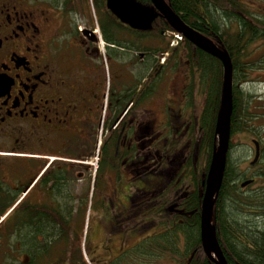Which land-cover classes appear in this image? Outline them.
Here are the masks:
<instances>
[{
  "label": "flooded vegetation",
  "instance_id": "1",
  "mask_svg": "<svg viewBox=\"0 0 264 264\" xmlns=\"http://www.w3.org/2000/svg\"><path fill=\"white\" fill-rule=\"evenodd\" d=\"M128 1L0 0V264H71L89 205L96 263L131 252L149 264L152 238L164 247L181 219L203 149L208 164L195 120L211 87H199L196 55L168 47V31L150 36L161 15L148 29L123 19ZM246 136L255 152L235 182L244 193L264 151Z\"/></svg>",
  "mask_w": 264,
  "mask_h": 264
},
{
  "label": "trees",
  "instance_id": "2",
  "mask_svg": "<svg viewBox=\"0 0 264 264\" xmlns=\"http://www.w3.org/2000/svg\"><path fill=\"white\" fill-rule=\"evenodd\" d=\"M132 1L151 6L150 0ZM166 1L187 24L212 38L229 52L234 66L232 135L250 129L248 123L252 124L257 116H248L250 112L244 101L246 95L240 89V84L247 81L250 73L256 70L255 62L249 60L255 55L254 49L251 50L250 47L258 40H263L261 45H264V13L255 12L252 6H243L239 0ZM231 23L236 24V29L231 30ZM153 25L155 28L150 29V36L153 35L151 37L158 35L161 30L174 32L163 17L155 19ZM117 28L116 31L121 36L120 32L124 31H121L122 27L119 25ZM181 42L184 43L182 49L188 51L190 58L192 54L196 55L192 70L194 67L197 68L199 87L203 86L205 89L207 84L211 87L207 90L209 96L206 103L207 109H210V105L213 106L210 134L208 131L210 139L207 136L205 144L206 148L207 144H210L209 159L202 174L194 178L196 182L194 191L183 201L181 219H170L172 223L167 224L164 234L165 246L159 248V238L157 236L152 238L150 256L156 257L155 263L168 257L172 261L171 264H214L206 256L201 244L200 218L204 191L202 180L206 176L211 160V142L215 134L223 85V65L218 58L196 47L189 40L184 38ZM236 165L228 154L222 186L214 207L213 224L216 235L229 264H264V225L259 227L253 221H243L237 218L234 212L238 210L244 215L264 219V184L261 186L262 192L249 191L253 184L246 193L239 190L235 182L243 180L246 174L239 173ZM258 175L264 183L262 169ZM152 263L150 261L149 264ZM71 264L89 263L84 253L80 252L78 258L71 259Z\"/></svg>",
  "mask_w": 264,
  "mask_h": 264
},
{
  "label": "water",
  "instance_id": "3",
  "mask_svg": "<svg viewBox=\"0 0 264 264\" xmlns=\"http://www.w3.org/2000/svg\"><path fill=\"white\" fill-rule=\"evenodd\" d=\"M152 7L142 6L132 0L126 3L122 18L134 27L148 29L157 15H161L169 25L196 47L218 58L223 65V85L220 108L215 123V139L209 168L203 181L204 192L201 204L200 237L206 256L214 264H229L220 246L213 224L214 207L222 186L232 135L231 119L233 114L234 66L228 51L222 49L214 40L187 24L168 4L166 0H150ZM111 3V2H110ZM156 10V12H154ZM260 155L257 145L256 157ZM253 179L242 183L250 185Z\"/></svg>",
  "mask_w": 264,
  "mask_h": 264
},
{
  "label": "rangeland",
  "instance_id": "4",
  "mask_svg": "<svg viewBox=\"0 0 264 264\" xmlns=\"http://www.w3.org/2000/svg\"><path fill=\"white\" fill-rule=\"evenodd\" d=\"M243 6H252L253 10L257 13H264V0H239ZM229 22V21H228ZM231 30L236 29V24L231 23ZM230 26V24H229ZM120 35L122 37L127 36L126 33L120 32ZM153 36V35H151ZM263 40H258L256 41L250 49L255 52V55H253L249 60H252L255 62L256 70H253L250 73V77L248 78L247 81L242 82L240 84V89L245 93V99L246 101L245 105L249 109V114L248 116L251 117V115L257 116L254 119V122L252 124L249 122L248 126L250 129H247L244 132H239L235 134L234 142H235V147L230 153V157L235 163V165H240L237 166L239 173L243 174L244 171L246 170L247 163L254 158V145L252 144L251 141H246L247 134L252 135V136H257L261 141L262 145L264 148V45ZM164 48V46H163ZM196 75L197 79H199V73L197 74L196 70ZM111 81V80H109ZM197 105H201V101L197 98ZM187 109L189 110L190 107L187 106ZM209 109V108H208ZM207 108L204 109L203 116L201 117L202 119L198 120L200 113L196 115V123L198 122V126L204 130L205 133L207 131L211 130V125H212V117H213V106L210 105V109L208 110ZM210 112V113H209ZM210 132V131H209ZM208 139L209 134H207ZM204 148H206V145H204ZM205 150L203 149L201 152V170L203 171L205 169ZM262 162L260 164L259 170L264 171V151H263V156H262ZM202 171L198 175H201ZM199 177V176H198ZM263 179L259 177L258 181L253 184L251 190H259L262 192L261 186H263ZM184 185V183H183ZM236 213L235 215L237 218L243 220V221H253L254 223L257 224L259 227H263L264 225V219L257 218V217H251L248 215H244L243 213H240L238 210H234ZM239 216V217H238ZM98 229V221L96 217V212L95 209L89 205L88 210H87V215L86 217L79 223V225L76 227V230L74 232V235H72V238L75 239L77 243H82L83 246V251L86 254V257L89 258L93 264H98L94 261V257L91 253V251L86 248L85 246H89L90 244H96L95 238H96V233ZM130 242H127L129 244ZM133 254V253H132ZM131 252L124 254L119 258V260L116 262V264H132L131 263ZM156 257L155 256H150V261L156 262L155 261ZM152 263V264H154ZM172 261L166 257V259H162V261L159 263L155 264H171ZM138 264V263H135Z\"/></svg>",
  "mask_w": 264,
  "mask_h": 264
},
{
  "label": "built area",
  "instance_id": "5",
  "mask_svg": "<svg viewBox=\"0 0 264 264\" xmlns=\"http://www.w3.org/2000/svg\"><path fill=\"white\" fill-rule=\"evenodd\" d=\"M177 39H181V37L179 35H176Z\"/></svg>",
  "mask_w": 264,
  "mask_h": 264
}]
</instances>
